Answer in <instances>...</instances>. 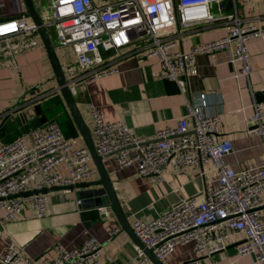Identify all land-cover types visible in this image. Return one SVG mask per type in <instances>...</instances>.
<instances>
[{
  "label": "built area",
  "instance_id": "built-area-1",
  "mask_svg": "<svg viewBox=\"0 0 264 264\" xmlns=\"http://www.w3.org/2000/svg\"><path fill=\"white\" fill-rule=\"evenodd\" d=\"M33 1L39 11L37 0ZM47 1L51 13H39L57 37L54 48L73 97L77 85L115 72L106 67L104 52H118L133 41L148 39L147 55L157 59L160 77L175 82L187 95L188 77L198 73L196 56L230 51L231 61L240 63V73L248 76L252 66L247 41L264 39V26L254 21L246 24L239 16L237 0ZM228 1H232L231 8ZM12 5L11 0L0 3V59L6 66L14 65L19 54L38 47L42 40L35 35L38 26L23 0H16L14 11L9 9ZM218 22L232 27L217 39L196 43L187 50H171L181 30ZM206 97L205 92L196 99L187 97L186 115L150 137L132 134L122 120H106L101 110L89 103L96 150L101 156H113L121 167L136 163L142 176L157 182L164 180L168 166L200 168L204 183L198 193L181 198L154 219H137L133 224L136 236L153 249L158 259L166 260L177 246L189 244L196 255L193 264H203L204 258L225 250L230 237L239 234L244 240L237 246L238 254L257 253L264 263V159L239 171L227 164L226 156L233 152V144L229 139H216L220 115L206 112ZM254 107L252 132L264 135V100L255 101ZM79 140L68 137L60 124L51 120L0 143L2 219L14 218L25 207L43 217L49 192L42 190L62 187V191H76L78 184L98 175L91 165L94 158L89 148L80 145ZM62 164L65 172L59 170ZM27 190L39 192L16 196ZM77 202L81 205L82 199ZM98 209L106 217L113 213L111 206ZM135 248L136 259L122 264H152L143 248ZM101 250L102 243L89 237L72 250L58 243L53 255L32 258L11 241L0 259L4 264H101Z\"/></svg>",
  "mask_w": 264,
  "mask_h": 264
},
{
  "label": "crops",
  "instance_id": "crops-1",
  "mask_svg": "<svg viewBox=\"0 0 264 264\" xmlns=\"http://www.w3.org/2000/svg\"><path fill=\"white\" fill-rule=\"evenodd\" d=\"M4 1L10 0H0V3ZM11 1L13 5L9 9L14 11L16 0ZM214 11H218L217 6H214ZM237 11L244 23L254 21L257 26H264V0H237ZM230 27V23L218 22L181 30L171 50H187L196 43L217 39ZM40 41L38 47L19 54L12 66H6L0 59V143L10 142L51 121L47 117L53 116L54 112L69 111L63 96L52 103L48 99L49 94L60 90L46 47ZM149 45V40L143 39L133 41L118 52H104L106 67L115 72L75 87L74 98L91 134L89 103L98 107L106 120H122L132 134L150 137L159 128L174 126L186 115L187 97L196 99L199 93L205 92L206 112L220 115L216 139H229L233 144V152L226 156L227 164L237 171L258 165L264 159V135L252 132L254 125L250 119L255 111V101H258L257 93L264 89V39L254 37L247 41L252 66L248 76L240 73V63L231 61L230 51L196 56L198 73L189 75L190 91L187 95L175 82L160 77L157 59L147 55ZM71 59L75 62L73 56ZM73 123L74 128L67 136L81 137L80 144L86 145L78 127H75V120ZM9 132L14 135L11 137ZM103 163L132 227L135 220L154 219L181 198L198 193L204 183L199 175L200 168L174 169L168 166L163 172L164 180L157 182L142 176L136 163L121 167L113 156H105ZM91 165L96 167L94 161ZM59 170L65 172L66 166L62 164ZM100 178L98 173L88 182ZM83 188L49 192L48 209L43 217L25 207L14 218L4 220L0 211V255L11 241L20 245L30 257L39 258L53 255V247L58 243L72 250L89 237H95L102 243L101 264L135 260V246L138 244L124 228L113 206L106 205L113 208V213L106 217L99 212V206L79 205L77 201L81 199L79 193ZM243 240L239 234L231 236L225 250L204 258L202 263L264 264L257 253L238 254L237 246ZM195 258L191 245H179L163 263L193 264ZM0 264H4L2 259Z\"/></svg>",
  "mask_w": 264,
  "mask_h": 264
},
{
  "label": "water",
  "instance_id": "water-1",
  "mask_svg": "<svg viewBox=\"0 0 264 264\" xmlns=\"http://www.w3.org/2000/svg\"><path fill=\"white\" fill-rule=\"evenodd\" d=\"M23 2L25 6L27 7L28 15L33 18V20L38 26V32L40 34L43 44L46 47L48 56L51 60V63H52V66L55 72V76L57 78L58 90H60V92L63 94V97L67 103V106L76 122V125L80 133L82 134L86 142L87 147L89 148L94 158V162L101 176V178L97 181L81 183L77 185L78 188L88 187V188H83L80 190L79 196L82 199V205L86 207L102 206V205H107V204L112 205L121 223L123 224L124 228L132 235L135 242L141 248L144 249V251L149 256L151 261L154 264H165L163 263L162 260L158 259L154 255L152 248L146 247V245L141 241V239L136 236L134 229L129 223L126 217V214L124 212V209L118 199L114 184L112 180L110 179L106 171V168L104 166L103 159L105 156H101L98 154L91 131L82 116V113L77 105L75 98L73 97L71 93L70 86L65 77L64 70L57 56V53L55 51L50 31L46 27L45 23L43 22L41 15L34 1L33 0H23ZM227 3H228V7L231 8L232 1H228ZM257 96H258V101L263 100L264 91L257 93ZM62 189H63L62 187H55L53 189H44L41 192H50V191H56V190H62ZM35 192L37 193L39 191L21 193L16 196L28 195V194L35 193Z\"/></svg>",
  "mask_w": 264,
  "mask_h": 264
},
{
  "label": "rangeland",
  "instance_id": "rangeland-1",
  "mask_svg": "<svg viewBox=\"0 0 264 264\" xmlns=\"http://www.w3.org/2000/svg\"><path fill=\"white\" fill-rule=\"evenodd\" d=\"M37 4H38V8H39V12L41 13V15H43L44 14V12H49V13H51V7L49 6V4H48V1L47 0H37ZM232 10V9H231ZM230 10V11H231ZM49 31H50V34H51V38H52V41H53V43H57V37H56V35H55V33H54V31H53V29L50 27L49 28ZM35 35L36 36H38L39 38H40V34H39V32H36L35 33ZM67 51H68V49H67ZM62 96H63V94L61 93V92H52L51 94H49L48 95V99H50V103H52V102H55V101H57L58 99H62ZM67 104V103H66ZM69 110V109H68ZM54 112V111H53ZM70 113V114H69ZM49 115H52V112H51V114H49ZM48 118V120H52V118H53V120H56L59 124H60V126H61V128H62V131L66 134V135H70L69 134V132H70V130H71V128H74V123H73V120H74V118H73V116H72V114H71V112H70V110L69 111H59V112H54L53 113V116H51V117H47ZM36 121H37V119H36ZM88 123L90 124V126H91V128H92V123H91V120H90V117L88 116ZM75 127L77 128V126L75 125ZM11 137L14 135V133L13 132H9L8 133ZM78 134V133H77ZM80 140H82L81 139V137H80ZM85 141V140H84ZM79 144H80V141H79ZM81 145V144H80ZM210 166L209 165H207V168H209ZM213 173L211 172L209 175H208V178L210 179V175H212ZM202 186H203V183H202ZM160 205V204H159ZM166 209V208H165ZM164 209V210H165ZM163 210V211H164Z\"/></svg>",
  "mask_w": 264,
  "mask_h": 264
},
{
  "label": "trees",
  "instance_id": "trees-1",
  "mask_svg": "<svg viewBox=\"0 0 264 264\" xmlns=\"http://www.w3.org/2000/svg\"><path fill=\"white\" fill-rule=\"evenodd\" d=\"M48 122V121H47Z\"/></svg>",
  "mask_w": 264,
  "mask_h": 264
}]
</instances>
